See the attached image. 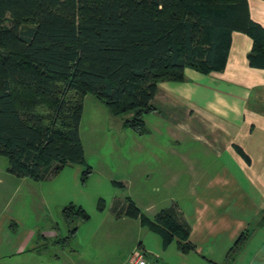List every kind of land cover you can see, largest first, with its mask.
Listing matches in <instances>:
<instances>
[{
	"label": "trees",
	"instance_id": "trees-1",
	"mask_svg": "<svg viewBox=\"0 0 264 264\" xmlns=\"http://www.w3.org/2000/svg\"><path fill=\"white\" fill-rule=\"evenodd\" d=\"M233 30L253 37L251 60H264V28L251 19L247 0H0V155L7 171L41 180L82 163L85 179L91 171L79 138L85 95L100 100L123 129L143 135L157 83L184 80L186 67L223 69ZM124 212L141 217L164 247L179 238L181 250L195 249L175 206L148 218L127 199ZM61 215L89 216L72 201ZM251 233H240L227 261Z\"/></svg>",
	"mask_w": 264,
	"mask_h": 264
},
{
	"label": "crops",
	"instance_id": "crops-1",
	"mask_svg": "<svg viewBox=\"0 0 264 264\" xmlns=\"http://www.w3.org/2000/svg\"><path fill=\"white\" fill-rule=\"evenodd\" d=\"M247 1L251 19L264 28V0ZM253 44L249 33L233 30L223 69L186 67L184 80L159 81L154 110L144 115L146 135L163 131L177 144L188 140L193 152L174 149L188 165L165 168L160 184L180 186L165 207L175 206L189 227L195 249L185 252L176 240L184 255L195 253L193 264H264V60H251ZM195 152L215 161L198 164ZM10 175L14 182L7 178L0 192V264H51L52 231L39 224L50 212V184ZM246 229L252 233L244 249L227 261Z\"/></svg>",
	"mask_w": 264,
	"mask_h": 264
},
{
	"label": "rangeland",
	"instance_id": "rangeland-1",
	"mask_svg": "<svg viewBox=\"0 0 264 264\" xmlns=\"http://www.w3.org/2000/svg\"><path fill=\"white\" fill-rule=\"evenodd\" d=\"M85 96L79 138L84 161L91 171L82 180L85 165L68 163L41 179L51 187L50 212L39 222L52 231V235H47L53 252L51 264H123L135 249L145 253L148 264H193L195 253L184 255L176 238L164 247L157 231L143 224L141 217L124 212L127 199L148 218L172 204L169 196L175 195L180 186L160 184L167 176L165 168L188 165L187 158L179 157L174 149L193 153L189 152V141L177 144L163 131L139 135L123 129L115 119H109L100 100L91 93ZM196 155L198 164L215 161L206 152ZM7 165V158L0 155V192H5L2 186L7 178H11V184L15 179L7 172ZM181 185L187 186L188 180ZM99 198L104 202L102 209L97 207ZM70 201L80 204L88 218L65 220L61 208Z\"/></svg>",
	"mask_w": 264,
	"mask_h": 264
},
{
	"label": "built area",
	"instance_id": "built-area-1",
	"mask_svg": "<svg viewBox=\"0 0 264 264\" xmlns=\"http://www.w3.org/2000/svg\"><path fill=\"white\" fill-rule=\"evenodd\" d=\"M123 264H148L145 253L139 249H135L129 255V258Z\"/></svg>",
	"mask_w": 264,
	"mask_h": 264
}]
</instances>
